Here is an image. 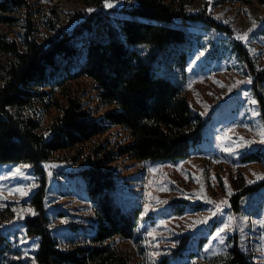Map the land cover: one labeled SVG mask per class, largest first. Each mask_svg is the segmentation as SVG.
<instances>
[{"label": "trees", "instance_id": "1", "mask_svg": "<svg viewBox=\"0 0 264 264\" xmlns=\"http://www.w3.org/2000/svg\"><path fill=\"white\" fill-rule=\"evenodd\" d=\"M190 1L128 0L115 15L103 0H87L95 7L76 11V19L68 20L67 26L59 24V15L52 10L45 23L51 33L39 36L29 0H0V23L23 28L17 36L0 31V50L8 55L0 69V162H27L38 174L30 196L35 213L23 218L26 235L37 237L36 264H134L111 239L119 235L138 240L140 209L118 197L120 180L106 164L118 154L152 160L185 158L202 140L212 112L203 115L194 110L184 91L192 21L231 36L264 123V66H255L233 27L208 11L209 2L190 11ZM228 1L235 0L213 4ZM258 29L264 32V19ZM82 75L93 80L100 101L110 106L102 115L92 114L83 89L73 84ZM52 109L55 112L46 119L45 113ZM116 124L130 132L129 141L114 149L98 140L84 150L87 141ZM63 150L68 154L64 157L77 165L73 174L85 182L93 209L87 241L73 239L65 248L52 231L45 205L49 188L45 162L60 159ZM262 186L264 179L243 185L230 196L231 208L239 210L242 196ZM175 200L183 202L173 203L174 211L183 212L188 200ZM14 215L10 205L0 206V263L21 260L10 257L16 250L1 228ZM175 239L160 264H171L175 258L186 259L178 264H255L237 237L227 254L213 263L187 259L195 255L189 249L191 233Z\"/></svg>", "mask_w": 264, "mask_h": 264}, {"label": "rangeland", "instance_id": "2", "mask_svg": "<svg viewBox=\"0 0 264 264\" xmlns=\"http://www.w3.org/2000/svg\"><path fill=\"white\" fill-rule=\"evenodd\" d=\"M29 1L35 8L32 18L39 36L51 33L45 23L52 16V10L58 13L59 24L67 26L68 20L76 19V11L95 7V3L87 0ZM204 1L209 2L208 11L233 27L235 38L247 35L246 40H239L255 66H264V32L258 29L264 19V4L257 0L218 4H213L214 0H191L189 10H199ZM103 2L106 4V0ZM108 2L113 5L107 7L112 14H121L116 9L123 5L122 0ZM191 23L188 32L192 41L187 44L184 91L194 110L203 115L211 110V119L202 140L188 157L152 160L118 154L106 164L120 180L118 197L140 209L138 240L116 235L111 242L124 249L134 264H160L163 254L175 244V236L191 233L193 239L189 249L195 255L187 259L213 263L227 254L237 237L241 247L253 254L255 264H264V186L244 194L239 210L230 206V196L235 191L264 177V136L261 135L264 123L260 109L258 103H250L256 98L244 61L234 50L231 36L203 22ZM0 31L17 36L22 34L23 28L0 23ZM7 58L8 55L0 50V69ZM72 82L83 89L85 103L94 116L102 115L110 107L100 101L95 83L89 77L82 75ZM54 112L52 109L45 113L46 119ZM222 136L225 139L222 140ZM130 138V132L123 126L111 125L87 141L83 148L87 151L93 141L99 140L115 149ZM60 155V159L45 162L49 172L45 205L52 231L65 248L72 245L73 239L87 241L85 236L90 230L89 217L93 209L85 182L73 174L77 165L64 157L68 155L64 150ZM37 184L38 174L29 163L0 162V206L10 205L15 211L14 217L1 228L16 250L9 255L15 261L20 257L19 264H36L37 237L26 235L23 218L35 213L30 196ZM18 189L25 194L21 195ZM178 197L188 200L183 212L174 211L173 203L183 202L176 201ZM224 200L227 204L217 210L215 204ZM59 209L64 215L58 214ZM229 217L232 218L230 229L221 233L224 242L220 243L216 234L228 223ZM73 223L79 227L71 226ZM201 238L203 242L199 244ZM182 260L186 259L175 258L171 264Z\"/></svg>", "mask_w": 264, "mask_h": 264}, {"label": "snow or ice", "instance_id": "3", "mask_svg": "<svg viewBox=\"0 0 264 264\" xmlns=\"http://www.w3.org/2000/svg\"><path fill=\"white\" fill-rule=\"evenodd\" d=\"M105 6H106V7H112L113 5H112L110 2H108V0H106V4H105ZM237 38H238V39H242V40H246V39H247V35L245 34V35H243V36H238ZM250 82H251V81H249V83H250ZM250 103H252V104H256L257 101H256V100H251ZM261 135L264 136V132H261ZM221 139L223 140V139H225V137L222 136ZM262 142H264V141H262ZM225 150H227V149H225ZM16 171H17V173H19V172H20V169H17ZM259 178L264 179V177H259ZM250 183H251V181H250ZM17 191H19V192L21 193V195H24V194H25L24 191H23L22 189H18ZM229 195H231L230 190H229ZM209 202H210V203H214V202H212V201H209ZM224 204H227V201H226V200H224V201H220L219 204H215V207H216L217 210H219L220 207H221V205H224ZM146 208H147V205H146ZM33 214H34V213H33ZM214 214H215V213H214ZM200 222H206V221H200ZM231 223H232V218L229 217V221H228V223L224 224V226L221 227V228L219 229V231L217 232L216 235H217V237H220V243H223V242H224L223 237H221V233H224L226 230H229V229H230V225H231ZM157 255H158V253H157Z\"/></svg>", "mask_w": 264, "mask_h": 264}, {"label": "built area", "instance_id": "4", "mask_svg": "<svg viewBox=\"0 0 264 264\" xmlns=\"http://www.w3.org/2000/svg\"><path fill=\"white\" fill-rule=\"evenodd\" d=\"M122 1H123V3H124V2H127L128 0H122Z\"/></svg>", "mask_w": 264, "mask_h": 264}]
</instances>
